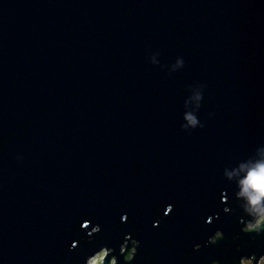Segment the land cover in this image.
I'll list each match as a JSON object with an SVG mask.
<instances>
[{"label": "water", "instance_id": "obj_1", "mask_svg": "<svg viewBox=\"0 0 264 264\" xmlns=\"http://www.w3.org/2000/svg\"><path fill=\"white\" fill-rule=\"evenodd\" d=\"M259 147L264 0H0V264L264 255L223 175Z\"/></svg>", "mask_w": 264, "mask_h": 264}, {"label": "clouds", "instance_id": "obj_2", "mask_svg": "<svg viewBox=\"0 0 264 264\" xmlns=\"http://www.w3.org/2000/svg\"><path fill=\"white\" fill-rule=\"evenodd\" d=\"M152 63L155 64V61H152ZM177 66L181 68L184 66L183 58L177 60ZM185 119L188 123L183 124L182 128L186 131L197 128V124H199V127L204 126L191 114H187ZM189 125H191V128ZM223 175L229 182L235 184L237 190L234 196L239 202V208L242 209L245 217H250L247 220L241 219L242 231L245 234H255L253 239H256L257 236H264V147L257 148L254 154L247 159L240 160L233 166L225 167ZM171 211L172 207L170 206L168 212ZM225 211L230 212L232 209L226 208ZM124 219L126 220L127 217L125 216ZM99 231H101L99 227L94 229V232ZM224 238L223 231H217L211 237L210 243L217 244ZM199 247L197 245V249ZM138 248L139 242L135 240L132 241L130 251L127 243L122 246L121 255H124L128 264H131L135 259ZM237 248L239 251L241 246H237ZM86 264H120V261L119 257L114 254V250L105 246L88 257ZM214 264H219V261H215ZM238 264H264V255L257 256L253 253L241 256Z\"/></svg>", "mask_w": 264, "mask_h": 264}]
</instances>
